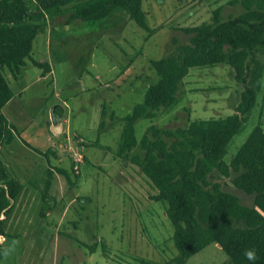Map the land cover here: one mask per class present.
<instances>
[{"label":"rangeland","instance_id":"374dc122","mask_svg":"<svg viewBox=\"0 0 264 264\" xmlns=\"http://www.w3.org/2000/svg\"><path fill=\"white\" fill-rule=\"evenodd\" d=\"M217 7L223 19L244 10L238 0H142L152 34L117 9L93 21L47 18L31 56L48 62L50 73L41 75L28 59L16 78L4 70L14 96L2 111L17 135L11 145L0 144V157L23 187L3 222L6 236L0 237L2 252L12 241L18 243L10 255H2L0 264H168L176 253L173 227L164 204L152 199L156 191L140 169L115 154L120 120L157 79L149 60L188 42L190 35L182 28L210 21ZM259 60L264 64V56ZM242 89L227 64L192 67L178 102L154 119L137 120L135 136L139 140L150 125L177 129L193 119L234 113ZM58 113L62 131L49 141L48 124L53 125L52 115ZM259 115L264 122L261 93L224 160L230 161ZM53 130L58 133L57 127ZM80 144L86 161L78 163V179L68 183L55 174L43 198L48 167H63L73 179L68 147ZM30 145L40 151L49 147L58 157L42 155ZM140 152L135 147L128 155ZM219 181L241 203L252 205L253 195ZM226 256L210 243L185 264H227Z\"/></svg>","mask_w":264,"mask_h":264},{"label":"trees","instance_id":"16d2710c","mask_svg":"<svg viewBox=\"0 0 264 264\" xmlns=\"http://www.w3.org/2000/svg\"><path fill=\"white\" fill-rule=\"evenodd\" d=\"M238 2L242 12L223 19L220 8H215L210 21L182 28L190 35L188 42L175 44L159 59H150L157 79L146 88L142 102L120 120L122 129L115 154L140 169L156 191L152 199L164 204L173 227L176 253L168 264H185L210 243L219 245L228 257L227 264H252L244 256L249 248L257 251L255 264H264V122L260 115L230 161L224 160L229 143L248 121L259 94L264 97V64L259 60L264 56V0ZM116 9L124 11L147 33L154 32L146 22L142 0H0L2 146L11 145L17 135L15 126L2 112L14 96L5 68L16 78L28 59L41 69V75L50 73L48 62L31 56L33 42L45 29L48 17L66 16V23L93 21ZM223 63L232 68L235 81L243 88L234 113L193 119L177 129L150 125L137 140L135 122L154 119L173 107L190 68ZM135 147L141 152L129 157ZM35 151L55 157L51 149ZM68 161L73 179L62 167H48L43 198L48 196L55 172L68 183L78 179L79 166L74 170V161L69 157ZM219 180H227L236 189L253 195L252 205L241 203L237 195L222 188ZM22 187L0 157V237L6 236L3 222ZM44 212L45 208L41 209L42 215Z\"/></svg>","mask_w":264,"mask_h":264},{"label":"clouds","instance_id":"9594fccd","mask_svg":"<svg viewBox=\"0 0 264 264\" xmlns=\"http://www.w3.org/2000/svg\"><path fill=\"white\" fill-rule=\"evenodd\" d=\"M17 241H12L9 246L3 250L2 255H10L12 252L15 251V247L17 245ZM244 256L246 257V259L250 262H252V264H255V262L258 260V255H257V251L255 248H249V249H245L244 250ZM227 258V256H226Z\"/></svg>","mask_w":264,"mask_h":264},{"label":"crops","instance_id":"0c3cea01","mask_svg":"<svg viewBox=\"0 0 264 264\" xmlns=\"http://www.w3.org/2000/svg\"><path fill=\"white\" fill-rule=\"evenodd\" d=\"M32 48H33V47H32ZM8 104H9V102H8ZM8 104H6L4 107H6ZM4 107H3V108H4ZM3 108H2V109H3ZM2 112H3V111H2ZM54 117L56 118V123L52 121V122H53V125L48 124V125H49L48 127H49V130H50V131H49V132L47 131V134H46L47 137H46V139L49 140V141H50L51 139H53V137H58V135H59V134L61 133V131H62V125H61V122H60V114L58 113L57 115H55V114L53 115V119L55 120ZM57 119H58V121H57ZM56 127H57V130H58V133L53 134V133H54V132H53V129H55ZM50 132H53V133H50ZM55 135H56V136H55ZM30 147H31V148H34V149H37L36 146H35L36 148H35L34 146H31V145H30ZM50 149H51V148L47 147V148L45 149V151H48V150H50ZM37 150H39V149H37ZM51 150H53V149H51ZM39 151H40V150H39ZM45 151H44V152H45ZM53 152H54V150H53ZM41 154H42V153H41ZM42 155H44V154H42ZM55 157L57 158L58 156L55 155ZM59 157H61V156H59ZM7 166H8V165H7ZM62 168H63V167H62ZM55 174H57V173L55 172Z\"/></svg>","mask_w":264,"mask_h":264},{"label":"built area","instance_id":"2783aa9c","mask_svg":"<svg viewBox=\"0 0 264 264\" xmlns=\"http://www.w3.org/2000/svg\"><path fill=\"white\" fill-rule=\"evenodd\" d=\"M52 146H54V144ZM83 149L84 146L82 144H80L79 147L77 146L72 149L68 147V157L74 161V165H73L74 170L78 168L79 166L78 163L81 162L83 159V154H82L84 151Z\"/></svg>","mask_w":264,"mask_h":264},{"label":"water","instance_id":"95a60500","mask_svg":"<svg viewBox=\"0 0 264 264\" xmlns=\"http://www.w3.org/2000/svg\"><path fill=\"white\" fill-rule=\"evenodd\" d=\"M52 117H53V115H52ZM54 122H55V120H54ZM56 123V122H55ZM53 132H55V130H53Z\"/></svg>","mask_w":264,"mask_h":264}]
</instances>
